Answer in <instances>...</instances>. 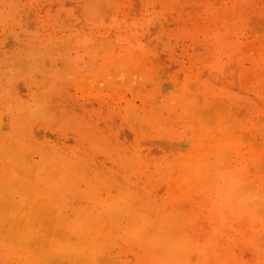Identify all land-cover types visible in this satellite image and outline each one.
I'll return each mask as SVG.
<instances>
[{
    "label": "rangeland",
    "instance_id": "374dc122",
    "mask_svg": "<svg viewBox=\"0 0 264 264\" xmlns=\"http://www.w3.org/2000/svg\"><path fill=\"white\" fill-rule=\"evenodd\" d=\"M0 264H264V0H0Z\"/></svg>",
    "mask_w": 264,
    "mask_h": 264
},
{
    "label": "bare ground",
    "instance_id": "6f19581e",
    "mask_svg": "<svg viewBox=\"0 0 264 264\" xmlns=\"http://www.w3.org/2000/svg\"><path fill=\"white\" fill-rule=\"evenodd\" d=\"M6 139V138H5ZM7 141V140H6ZM5 143V142H4ZM6 144V143H5ZM7 148V147H6ZM4 152V151H3ZM14 153H15V151H14ZM2 154V153H1ZM4 154H5V152H4ZM15 156V155H14ZM9 162H10V160H9ZM23 176V175H22ZM17 190H19V189H17ZM19 197H21V196H19ZM21 199V198H20ZM27 202V201H26ZM29 202V201H28ZM19 205H20V202L18 203ZM29 205V204H28ZM22 206H24V205H22ZM21 207V206H20ZM22 208V207H21ZM20 208V209H21ZM25 208V207H24ZM29 208V207H28ZM18 209V208H17ZM22 211V210H21ZM22 213V212H21ZM32 215H33V213H31ZM5 218V217H4ZM20 218V217H19ZM2 219H3V217H2ZM23 219V218H22ZM33 219V216L31 217V220ZM24 221V220H23ZM33 221V220H32ZM37 221V220H36ZM7 222V221H6ZM55 222V221H54ZM34 225V224H33ZM55 226V225H54Z\"/></svg>",
    "mask_w": 264,
    "mask_h": 264
}]
</instances>
